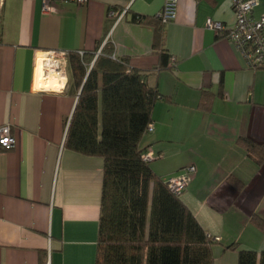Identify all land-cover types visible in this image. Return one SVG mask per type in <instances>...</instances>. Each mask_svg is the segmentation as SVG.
Returning <instances> with one entry per match:
<instances>
[{
	"label": "crops",
	"instance_id": "crops-1",
	"mask_svg": "<svg viewBox=\"0 0 264 264\" xmlns=\"http://www.w3.org/2000/svg\"><path fill=\"white\" fill-rule=\"evenodd\" d=\"M164 1L53 0L44 9V0H0V126L8 123L15 141L0 147V264L95 262L103 161L64 148L76 98L38 71L48 51L97 54L106 42L150 72L147 84L162 96L141 141L153 172L167 179L196 167L180 199L214 241L212 264H238L239 248L264 250V164L237 142L264 145V68L248 69L205 27L207 19L233 25L230 0H177L163 26L175 62L157 70L152 22ZM256 3L259 19L264 0Z\"/></svg>",
	"mask_w": 264,
	"mask_h": 264
},
{
	"label": "trees",
	"instance_id": "trees-1",
	"mask_svg": "<svg viewBox=\"0 0 264 264\" xmlns=\"http://www.w3.org/2000/svg\"><path fill=\"white\" fill-rule=\"evenodd\" d=\"M132 20L149 21L135 15ZM152 23L157 70L170 67L175 60L164 49V24L156 17ZM66 62L67 92L76 101L64 148L103 161L94 264H212V237L142 157L147 149L141 141L152 124L154 104L162 98L147 84L150 72L114 56L108 42L97 54L68 52ZM237 142L264 164V145L243 137ZM238 264H264V250L239 248Z\"/></svg>",
	"mask_w": 264,
	"mask_h": 264
},
{
	"label": "built area",
	"instance_id": "built-area-1",
	"mask_svg": "<svg viewBox=\"0 0 264 264\" xmlns=\"http://www.w3.org/2000/svg\"><path fill=\"white\" fill-rule=\"evenodd\" d=\"M53 0H44V9H49ZM64 2L75 1L83 3L85 0H62ZM234 23L227 27L224 23L207 19L205 27L214 31L216 34L229 40L243 57L246 67L250 70H256L264 67V16L259 19L252 17V10L256 6V0H230ZM177 0H165L162 9L155 16L161 23L166 24L176 16ZM122 13L109 11L108 16L116 19L122 17ZM83 52H79L81 55ZM172 61L173 58H172ZM42 62V78H56L60 80L63 86L67 83V62L66 53L61 51H48ZM153 129L152 124L147 127V132ZM14 138L11 135L10 125L0 126V147L4 150L11 149L14 146ZM145 161L153 159L150 150L143 154ZM196 172L195 165H188L182 168L175 175L165 179L168 189L177 195H180Z\"/></svg>",
	"mask_w": 264,
	"mask_h": 264
},
{
	"label": "bare ground",
	"instance_id": "bare-ground-1",
	"mask_svg": "<svg viewBox=\"0 0 264 264\" xmlns=\"http://www.w3.org/2000/svg\"><path fill=\"white\" fill-rule=\"evenodd\" d=\"M38 72L40 73L39 75L42 77V62H41V60H40V66H39V71ZM60 83H61L60 80H58L56 82L50 81L49 85H55V84H60Z\"/></svg>",
	"mask_w": 264,
	"mask_h": 264
}]
</instances>
